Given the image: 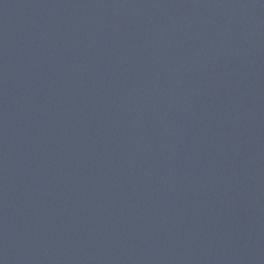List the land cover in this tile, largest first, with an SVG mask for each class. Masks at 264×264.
<instances>
[{"label":"water","instance_id":"1","mask_svg":"<svg viewBox=\"0 0 264 264\" xmlns=\"http://www.w3.org/2000/svg\"><path fill=\"white\" fill-rule=\"evenodd\" d=\"M0 264H264V0H0Z\"/></svg>","mask_w":264,"mask_h":264}]
</instances>
